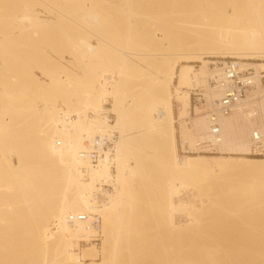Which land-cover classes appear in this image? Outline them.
I'll use <instances>...</instances> for the list:
<instances>
[{
	"label": "bare ground",
	"instance_id": "bare-ground-1",
	"mask_svg": "<svg viewBox=\"0 0 264 264\" xmlns=\"http://www.w3.org/2000/svg\"><path fill=\"white\" fill-rule=\"evenodd\" d=\"M75 1L76 0H73V2ZM82 1L83 0H81V2ZM100 1L102 0H99V2ZM167 1L166 3H171L172 6H167L166 4L165 8L164 6L162 8L165 10L168 7L171 14H174L175 9L179 10V12L176 10L175 15H178L180 20L178 19V21L176 19L175 21L181 24L180 27H178L176 22V28H181L180 31L184 30L186 33L188 31L189 35L192 32L190 36L192 37L193 35V40L189 42V39L187 44L183 43L185 44L184 46L179 44L182 43L180 40V42L178 41L176 43V46L174 44L173 47L169 46L167 47L168 49L164 50V48L163 51L160 49L159 53L152 55L154 56V59H152L154 60V66L149 64L151 63V58L148 60V62L150 61L149 63L145 61L146 64H149V68L156 66L153 69L154 71L150 72V75L148 73V79L144 83L148 87L145 86V88L143 85V90L141 86L143 82L137 81V83H141L140 86L142 89H138L135 92V94L137 93L136 96L139 95V97L143 98L142 96L149 91L152 96V109L157 119L156 121H158L156 135H158V138H161V163L166 176L163 186L160 188L161 191H158V194H152L153 197L155 196V200L152 198L151 205L154 203L158 205H167L169 209L174 208V212L184 214V216L186 215L189 220L192 218L195 219V217L202 218V216H211L212 213H215L214 210L215 208L217 209V207L219 212L217 211L216 213L219 214V216L222 215V218H224V213H226V211L229 213L227 210L228 207H232L234 213H241L237 215H242L241 217H244L246 220L244 221L246 222L244 223L246 230H244L247 231L246 236H248L247 241H249V244H247L248 249H246L248 264H264V158L248 156L250 133L247 131L248 133L244 134V132L240 130V124L244 122H246V126L249 129V126L254 127L257 114L261 119H264V93L262 92L263 94L259 98L254 97V94V96L251 95L252 93H256L259 90V86L262 85L260 82L264 77V75H262V73H264V63L254 64L256 69L260 67L261 70H257V73L255 72L254 80L256 88L250 94L253 98L249 97L243 107H240L232 115L223 119V142L221 145V152L222 154L230 155V157H213L199 154L197 156L187 155L180 158L175 127L176 123H180L181 127L179 134L182 143L190 147L195 143V139L193 140V133V136L191 135L194 129H196V131L200 129V132H202L195 135V137L202 136L207 132L208 124L205 115L199 119L200 122L197 123V126L195 125L196 127L194 126L195 128L192 129L191 126L186 125L185 121L190 118L189 109L191 107V95L183 91V89L204 90V97L211 107H215V102L221 99V92L218 89L210 87L207 75H205L206 72H204L205 68H207L210 63L215 64L217 62L208 61L206 58L264 60V0ZM89 2L92 3L93 0H89ZM94 2L95 5L92 6ZM94 2L92 5L90 4V7H93L92 9L99 8L102 5L98 0H94ZM52 3L55 4L53 0H0L1 45L5 46V43L11 44V48L13 44L16 45V48L12 50L4 49L3 46L0 45V264H87L86 261L91 259L92 255L89 256L90 253L88 252V254L86 251L93 249L96 253L98 252L96 246L94 245L91 248H87L85 253L80 254L75 253L73 249L72 251L74 252L68 251L65 246V235L79 236L85 233V236L77 241V244H79L78 247H80L81 242L87 245L90 242H95L96 240L92 238L96 237V233H94L92 229H87V227L82 224H71L68 221V217L71 213H68L70 211L76 214H86L90 212L99 213L103 216L104 226L108 227L111 217L115 218V215L122 217V214H127L128 208H133L135 212L139 208L140 211V206L142 205L135 203L139 205L138 208L135 205L136 210L135 207H133L134 205L131 206V200H133L131 198L134 196L135 199L138 195L136 196V193L132 191L131 196V192L129 191V186L131 185L128 174L131 169H129V164L125 158V145L127 150V143H124V141L127 140H124V137H126V123L130 120V109L128 113L124 104V102L127 104V101L124 99V94H127L124 85H128V81L133 82L131 77L134 76V72L137 71V73H141L143 71L145 63L143 62L144 64H142L139 62V58H141L142 55H134L136 60L139 59L137 63L133 57V60L136 61L135 63L130 60L132 57L129 58L128 56L129 60L119 58L121 59L120 61L119 59L117 61V58L112 59L114 56L112 58L106 56L108 57L107 59H105L106 57L104 58V56L94 58L90 53V56L83 57L80 55V49L78 51V49L75 48L74 56H72L74 57L73 59L76 57V66H71L73 69L74 67L77 68L79 74L85 75L86 85L85 87L83 85V89L81 84H85L82 80L84 78L82 76L81 79L77 76L78 79L80 78L82 80V83H79L80 85H78L77 88L78 91L79 89L82 91L84 90L83 93L80 94L83 97L81 99L78 98V100L77 97L74 96V99H77L76 101H72L70 97H67L69 99L63 98L61 100L58 98L59 100L57 101L55 98L56 103L53 105L51 111L48 110L50 113L41 114V112H38L39 110L37 111V108L31 104V95L36 90L35 87L40 86V83L37 81L39 78L37 79L35 77V72H31L35 70L31 68L33 67L32 65L39 63L42 58L44 61L47 59L45 63L49 62L53 67L56 66V69L59 64L60 67L58 69L60 71L58 70V73L62 71L65 75L68 73L66 72L68 69H61L62 66L59 62L62 59L59 58V61L55 62L56 60L54 61L53 58L49 57L50 55L48 56L46 54L47 56H45L43 50L41 51L43 56H39L41 47H38L37 44L31 41L29 42L30 31L34 34H38L36 31L41 30L39 28L36 30L37 27H42V29L45 28L46 20L42 18L47 13V15L51 14L54 16L52 22L49 24L47 23L48 25L57 24L62 26L64 24L65 26L66 23H68L71 26L73 24L72 28L76 25L78 26V30L81 28L82 30L86 29L85 26H83L84 24L82 23V25L80 23V19H75L76 13L73 14L74 18H71L73 17V15L70 14L71 12L66 13V7H62L64 8L63 10L62 8L55 9V5V8H53L55 12H52ZM85 3L83 5H86ZM50 4L52 6H50ZM87 5H89V3ZM59 6L61 7L62 3H59L58 7ZM69 8L67 11H70ZM165 15L167 14L162 13L158 17H163ZM135 17L133 20H135ZM158 17L152 18L153 20L155 19V23H153L151 19V23L154 24L152 26L156 27V30L163 32L166 38L169 32L172 31V27H169L168 22L160 21ZM137 19L136 17L135 23H139ZM144 22H146V20ZM68 24L66 27L69 26ZM141 25L145 24L143 23ZM183 35H185V33ZM32 37L31 35V38ZM47 37L45 40H47ZM147 37L148 34L146 38ZM151 37L152 39L150 38V41L154 40L152 41L153 43L155 42L154 44L159 42L158 38V41L156 40L155 34ZM15 40L16 43H14ZM49 46H54L52 48L55 49V45ZM59 48L60 45H58V48L53 50V52L56 51L55 53L58 52L57 54L59 55V52H61L62 57V54H64L62 51L63 49L60 48L59 50ZM176 49L181 52V54H176L181 56L179 58L180 60L171 63L170 57L173 56L171 51ZM142 59L143 58H141V60ZM194 62L203 64V66L198 70L192 65ZM179 63H181L180 70H178ZM39 64L41 65V63ZM105 64H109L110 67L112 65L113 67L110 69V67L108 66V68ZM242 64L246 68L253 69L251 66L252 64L246 62H242ZM47 65L48 70H45V67L44 69L40 67L41 71L37 72L41 73L40 75L48 82V86L51 89L54 88V91L61 90L62 83L58 82L61 81V79L57 78V73L55 75V70H52V66L50 65V69L49 64ZM115 70L118 71L119 77L117 83H115L114 89H110L107 85L101 86L99 79L101 80L102 78L103 80L106 79L107 76H113ZM73 74L75 73L71 75L68 73L66 76L69 75L68 77H71ZM68 79V82L74 80L73 77ZM74 81H76V83L78 82L77 80ZM74 81L72 83H74ZM72 83L71 85L73 86ZM63 86L64 84L62 88ZM172 87L175 89L174 94H171ZM107 95L114 99L111 111L113 115L116 116L115 123L109 125L104 122L105 124L102 125L96 120L97 118L93 117L89 120L91 123L86 125V121L81 120L82 114L76 110V107H79L83 112H86V110H93L95 114H99L101 110L104 109H101V106L104 107L105 105H101V100ZM134 101L133 99V102ZM174 101L177 104L176 113L174 110ZM138 102H134L136 108ZM58 104L66 108V111L62 112V109L58 108ZM127 106L129 105L127 104ZM199 108L200 107L194 108L195 115L200 114L201 111ZM84 115L86 114L84 113ZM260 118L258 119L260 120ZM103 129L120 134L116 166V185L118 189L116 188L115 195L113 194L103 198L102 203L99 204L94 198L95 190L93 188L100 179H106L110 176L109 162L104 161L102 166L98 170L92 171L90 178L87 179L81 171L83 163L79 158V151L81 149L83 135L86 133L88 135H96L99 133V130L103 133L106 132ZM262 129L264 133V122ZM56 138L62 139L64 141V146L58 147V141H55ZM232 179L247 181L249 185L247 187L250 189L248 188L245 190L246 193L248 190L250 191L248 192L249 194L247 193L249 196H243V194L238 191L231 192L226 188L225 190H220L218 188V191L215 189L218 182H227ZM180 187L181 191L190 190L192 192V197H190L191 195L189 194L188 200L181 198L177 202H174V196H179L177 195V190ZM150 192H152V190ZM140 194L139 192V195ZM144 195L145 194L142 192V196ZM197 199L202 205L201 208H199L200 206L198 207V204L196 205ZM141 200L139 199V201ZM206 202L207 204H205ZM154 207L156 208V206ZM233 211L229 213L232 216ZM152 212H155V210ZM227 213L225 215H227ZM135 214L134 216L136 217L139 213ZM160 214L162 215L163 212ZM236 214H234L232 218H234ZM214 215L215 214H213V216ZM138 216L139 215H137V217ZM118 217L115 220H120L119 222L123 224L124 222L121 220L124 218L120 217L119 219ZM169 217L171 218V216H168V218ZM238 217L239 216L235 217V219ZM165 219H167V217ZM219 220L222 222L223 219L220 218ZM219 220H215V222L219 224ZM51 221L57 222L60 227L58 236L50 233L47 224ZM111 222H113L112 219ZM169 222H171V220ZM223 224L224 223H221L217 227L219 228L220 225L222 226ZM239 226L241 229L242 225ZM239 226L237 228H239ZM235 232L236 231H234V234ZM109 233L110 232H108V234ZM219 240H217V242H220ZM229 240H232V238ZM223 242L224 241H222V243ZM222 243L216 244L215 242L214 246L224 245ZM233 245L232 248H234ZM219 246L215 248L219 250ZM219 252L220 250L218 253ZM104 257V261H106V255ZM93 258H97V253L93 255ZM104 261L98 264H104Z\"/></svg>",
	"mask_w": 264,
	"mask_h": 264
},
{
	"label": "rangeland",
	"instance_id": "rangeland-1",
	"mask_svg": "<svg viewBox=\"0 0 264 264\" xmlns=\"http://www.w3.org/2000/svg\"><path fill=\"white\" fill-rule=\"evenodd\" d=\"M77 1L78 2L80 1L79 4ZM90 1H92V0H90ZM53 2L55 4L52 3V5H53V7H51L52 12L53 11L55 12V9H57V8L60 9L62 7H66V13L71 12L70 13L71 15L76 13L75 19L76 20L80 19L81 22L80 21L79 22L81 24L83 23L84 25L83 24L82 25L85 26L86 29L82 30V28L80 27L81 29L79 28L80 30H78V26L74 25L75 27L72 28L73 24L71 26L68 23H66V25L67 24L69 25L68 27H66V25L64 26V24L62 26H59L55 23H54L55 25H48L50 22H52L54 16H52L50 14L52 16L51 17L50 15H47L48 14L47 13L42 18V19L46 20L45 28L42 29V27L41 28L37 27L36 30H38V28H39L41 31H39V30L36 31L35 29H33L34 31L38 32V34H34L30 31L29 42L31 41V42L37 44L38 47H41L40 52H39V54H40L39 56H43L41 54V51L43 50V52L45 53V56L50 55L49 57L53 58L54 61L56 60L55 62L59 61V58L62 59L59 62L60 65L62 66L61 69L62 68H63V70L65 68L68 69L69 71L67 70L66 72L70 73V75L72 73L77 74V75L73 74L71 77H73L74 80L78 81L76 83V81H74L73 79H70V80H73L74 83H72L73 81L68 82V80H69L68 78H71V77H68L69 75L66 76L68 73H66L64 75L62 73V71L60 73H58L60 71L58 69L60 67L59 64L57 65V69H56V66H54L55 67L54 68L49 62L48 63L46 62L47 64H49V68L52 66V70H55V75L57 73V76H58V77L57 76L56 77L61 79V81H58V82L62 83V84L60 83L61 84V90L54 91V88L51 89L48 86V82L46 80H44V78L40 75L41 73L37 72V71H41L40 67H43L42 69H44V67H45V70L46 69L48 70V65L45 63V61H47V59L44 61L41 57H39V58H41V61L43 60L44 62L40 61L39 63H41V65L39 63H36V64L32 65L33 67H31L32 69H35L31 72H33V73L35 72L34 73L35 77L37 79L39 78V80H37V81L40 83V86L35 87L36 92L34 91V93L31 95L32 96L31 104H32V106H35L37 108V111L39 110L38 112H41V114H48V112H49L48 110L51 111L53 105L56 103L55 98L57 101L59 99L61 100L63 98L65 99L67 97H70V99L72 98V101L73 100L76 101L78 98L81 99L83 97L80 94H82L84 90L82 91L81 89H79V91H78L77 86L82 83L81 82L82 80H83V83L86 82V79L84 77L85 75H83V74L81 75V73L79 74V72L77 71L78 69L75 67L73 69V67L71 66V65L76 66V57H75V59H73L74 58L73 57L74 56V50H76V49H78V51L80 49V51H81L80 55H82L83 57L90 56V54H92L94 56V58H100L102 56H104V58L106 56H108L109 58H112L114 56L112 59L117 58L116 59L117 61L119 58L129 60L128 57L129 58L132 57L130 60L134 61L135 63H136V61L138 63L139 59H140L139 62H141L142 64L145 63L143 71L141 73H137V71L134 72V74H133L134 76L131 77L132 78L131 80H133V82L130 81L131 82L130 83L128 81V83H127L128 85H126V84L124 85V89L126 88L125 90L127 93V94H124L125 95L124 99L127 101V104L129 106H127L126 102H124V104L128 110V113H129V109H130V113H131V114L129 113L130 116L127 114L129 116L130 120H128L126 123V126H127V127H125V136L126 137H124V140L127 139L126 141H124V143H127V150H126V145H125V158L129 164V169H131L129 174H128V179H130V185H131V186H129V191L131 192V196H132V191H134L136 193V196L138 195V197L135 199H134V196H133V198H131V196H130V198L133 199V200H131L132 203H131V201H130V203H131V206L134 205L133 207H135V205H136L135 203H138L139 205L142 204L140 206V211L138 208L139 205L138 204L136 205V207L138 208L137 211H139V212H137V211L136 212L139 214H137L135 211H133V208L131 206H129L132 209L128 208L127 214H125V215L122 214L124 221L123 220H121V221L124 222L123 224H121L119 222L120 220L119 221L115 220V219H117V217L119 215H115L116 216L115 218L111 217L113 222H111V219H110V221H109L110 224L108 225L109 228L104 226V220H103L102 237H101V240H100L98 246H96L95 243H93V242H90L88 245L86 243L81 242L80 247H78L79 244H77L78 243L77 241H78V239L84 237L85 233L80 234L79 236H69L67 234V235H65V246H66L67 250L71 251V252L75 251V253L80 254V253H85L87 248H91L92 246L95 245L96 249H98V252H96L97 258L96 259L93 258V255L96 254L93 251V249L90 250L92 253L87 250L86 253L89 252L90 253V254L88 253L89 256L92 255L91 259L86 261L87 264L103 263L105 255H106V261H104V264H214V263L215 264H248L247 253H246L247 250L246 249H248L247 244H249L248 243L249 241H247L248 236H246L247 231H245L246 227L244 224V223H246V222H244L246 220L244 219V217H241L242 215L241 216L237 215V214H241V213H237V214L234 213L232 207H228L227 210L229 211V213L231 211H233V216H234V214H236L235 217L239 216L237 219H235V217L232 218L233 216L231 214L227 213V211H226L227 215H225L226 213H224V218H222V215H220L221 216L220 217L219 214L216 213L217 211L219 212L218 207H217V209L215 208V210H214L215 213H212L211 216H208V217L204 216L206 218H204L203 216H202V218L195 217V219L192 218L189 220L188 217H186V215L184 216V214H181V213L178 214V213L174 212V208L169 209L167 205L162 204L163 208H162V205H160V204L158 205V204L154 203L155 205L154 204L153 205L156 206V208L153 205H151L152 198L153 199L155 198V196L153 197L152 194H155V193L158 194V191L159 192L161 191L160 188L163 186L164 179L166 178L163 167H162V163H161V155H162V148L161 147H162V144L160 141L161 138H158V135H156V129L158 126V123H157L158 121H156L157 119H156L154 112H153V109H152L153 108L152 107L153 102H152V96L150 94V91L147 92V94L143 95L142 96L143 98L139 97V95L136 96L137 93L135 94V92L138 89H142L143 85H144V87L147 86L144 83L148 79L150 72L154 71L153 69L156 67L155 66V67L149 68V64L150 65L152 64L154 66V64H153L154 60H152V59H154V56H152V55L159 53L160 49H162V51H163L164 48H165L164 50H166V49H168L167 47H169V46L173 47L174 44L176 46V43L178 41L180 42V40L182 43H179V44H181L183 46L185 45L183 43L187 44L189 39H190L189 42H191L193 40V38H192L193 35H192V37L190 36L192 34V32L189 35L188 31L186 33V32H184V30L180 31L181 28H176V25L178 24V22L175 20L176 19L180 20L178 15H175V12L177 9H175L174 14H171L170 9L168 7H167V9L164 10L162 7L164 6V8H165V6L167 4L166 2H168L167 0H165V1L164 0H102L100 2L98 0V2L102 4L101 6L102 7L104 6V7L102 8L99 5L100 7L99 8L95 7L96 9H92L93 8L92 6H94L95 2H96V1L94 2V0H93L94 3L92 2L93 5H92V3L89 2V0L88 1L83 0L82 2H81V0H76L75 2H73V0H66V1L61 0V2H60V0H57V1L53 0ZM83 2L84 3L86 2L85 3L86 5L89 3V5H87V6L83 5L84 4ZM102 2H104V3H102ZM59 3L60 4L62 3L61 7L60 6L58 7ZM90 4L92 5L91 7H90ZM98 4H97V7H98ZM52 5L50 4V6H52ZM55 5H56V8H55ZM82 5H83V7H82ZM68 6L69 7L71 6V7L69 8ZM167 6H172V5H171V3H168ZM67 7L70 9V11H67L68 10ZM53 8H55V9H53ZM51 9L49 8L50 11H51ZM63 9L64 8H62V10ZM76 10L78 13L76 12ZM177 11L179 12V10H177ZM178 12H177V14H178ZM162 13H164V14L166 13L167 15H165L163 17H158ZM70 14H69V16L71 17ZM158 14H160V15H158ZM47 16H49V17H47ZM135 16L138 18L137 20L139 23H135V21H136ZM134 17H135V20H133ZM156 17H158L160 19V21H162V22H168L169 27L170 28L172 27V31H171L172 33L169 32V35L166 36V38L164 37L163 32L156 30V27L152 26L154 24L151 23V19L156 18ZM71 18H74V15ZM145 20H146V22H144ZM154 20L152 21L153 23H155ZM130 22H131V24H130ZM176 22H177V24H176ZM143 23L146 25V27H145V25H141ZM180 24L181 23H179L177 26L180 27ZM70 26H71V28H70ZM43 27H44V25H43ZM0 31H1V27H0ZM183 32L185 33V35H183L184 34ZM147 34H148V37L146 38ZM154 34H155L156 40L158 41V39H159V42H160V43L159 42L156 43L157 45L154 44L155 42L154 43L152 42L154 40L150 41V38L152 39L151 36ZM31 35L33 36L32 38L34 40L31 38ZM0 37H1V35H0ZM41 37H43V38H41ZM46 37H47V40H45ZM49 38H50V41H49ZM96 39H98V40H96ZM14 43H16V40ZM1 44H2V42L0 40V45ZM39 45H42L43 47L39 46ZM49 45H55V49L52 48L54 46L50 47ZM58 45H60V48L63 49L62 51L64 54H62L63 55L62 57H61V52H59L60 55L57 54L58 52L55 53L56 51L53 52V50H56L58 48ZM1 46H3V45H1ZM5 46H6V48H5ZM5 46H3V48L7 49V50H12V49L16 48L15 44H13L12 48H11V44L5 43ZM63 46L66 48H64ZM177 47H178V45H177ZM60 48H59V50H60ZM171 53L173 54V56L170 57L171 63L180 60L179 58L181 56L176 55L179 53L181 54V52H179L178 49L171 51ZM53 54H54V56H53ZM135 54H138V55L141 54L142 55L141 58H143V59L141 60V58H139L138 60H136V58L134 57ZM108 57H106L105 59H107ZM133 57L136 61L133 60ZM85 59H87V58H85ZM121 59H119V61ZM149 59H150L151 63H149L150 61L148 62ZM206 60L212 61V62H217L215 64L210 63L208 65V67L205 68V70L203 69L204 72H206L205 75H207V79H209V77L211 75L212 68L218 67L219 62H221L223 59L222 58L208 57V58H206ZM239 60L246 62V63H249V64H252L251 66L255 70V72L257 70L258 71L261 70V68L257 66L258 69H256V66L254 64L264 63V60H257V59H239ZM145 61H147L149 64L148 63L146 64ZM72 62H73V64H72ZM105 65H107V67L109 66V64H105ZM192 65L195 66L196 69H198V70L203 66V64H200L198 62H194V63H192ZM112 67L113 66L111 65L110 69ZM104 68H105V66H104ZM110 69H108V70H110ZM180 69H181V63H179V67H178V70H180ZM206 69H207V71H206ZM74 70H76V71H74ZM148 73H149V75H148ZM262 75H264V73H262ZM77 76H79L81 79L83 76L85 81H84V79H82V80L80 78L78 79ZM118 77H119L118 71L115 70L113 76L112 75L107 76L106 79H103V80L101 78V80L99 79V83L101 86L107 85V87L109 86V88L113 90L115 85H116L115 83H117V81H118ZM60 79H58V80H60ZM134 79H135V82H134ZM137 81H142L143 82L142 85L140 82L137 83ZM71 83L73 84V86L71 85ZM63 84H64V86L62 88ZM81 85H82L81 87L83 89V85L85 87L86 83L81 84ZM144 87H143V90H144ZM66 88H68V89H66ZM171 91H172L171 94H174L175 89L172 87ZM183 91L189 93L191 95V97L193 96L194 93L199 92V91H197V89H195V90L194 89H183ZM262 92L264 93V83L261 86H259V90L256 93H252V94L250 93V94L252 96L255 95L254 97H256V98L257 97L259 98L263 94ZM77 93H78V95H77ZM74 96H76L77 99H74L75 98ZM108 96L109 95H107L106 97L104 96V98H102L101 105L105 104L107 99H111L110 104H112V105L114 104V99H112L111 96L110 97H108ZM252 96L249 95V97H252ZM24 97H26V96H24ZM136 98L140 99L141 101L136 99ZM67 99H69V98H67ZM133 99L136 102L140 101L137 103L138 104L137 108H136V105L134 104L135 101L133 102ZM173 104H174V108H175L174 110L176 113L177 112V104L175 103V101ZM58 105H59L58 108L62 109V112L66 111V108L61 106V104H58ZM195 106L200 107L202 109L201 110L199 108V110L201 111L199 115H195V111H194ZM208 106L209 105H207L206 107H208ZM206 107L201 106L198 101L194 102L192 99L191 100V107H190L191 110L189 109V117L190 118L185 121L186 125L191 126L192 129L195 128L197 126V123L200 122L199 119L205 115L206 109H207ZM103 108H105V107L101 106V109H103ZM76 110H78V112L82 114L81 120L86 121V123H85L86 125L91 123V122H89V120H91V119L88 118L89 113H93L95 115L94 118H97L96 120H98V122H100V124H102V125L105 124L101 120V118L99 117L100 113L103 112L104 109L101 110V112L99 114H95L93 112V110H86V112H83V110L81 111V109L79 107L78 108L76 107ZM84 113L86 115H84ZM255 114H257V113H255ZM128 116H127V119H128ZM256 117H255V121H254V123H255L254 126L256 125L261 130H263L262 128H263L264 119H261L260 116H258V114L256 115ZM258 118H260L261 121ZM115 121H116V116H115ZM244 123H242L244 125L240 124L241 125L240 130L242 132H244V134H247L248 132L250 133L249 130H252L253 126H249L250 127V129H249L246 126V122H244ZM175 127H176V138H177V144H178V154H179V157L182 158V157L187 156V155H184L181 151V145L183 143H182V139H181L180 134H179V130L181 127L180 123H176ZM103 130L107 131V129H103ZM195 131H196V129H194L191 132V135H192V133L194 135L193 140L194 139L196 140V138L199 137V136L195 137V135L202 133V132H200V129H197L196 132ZM98 132L101 133L102 131L99 130ZM126 132H127V134H126ZM118 136L120 139L119 133H118ZM55 141H61L62 146H64V141L62 139L56 138ZM247 141H248V139H247ZM193 156H197V155H193ZM213 157H230V155L222 154V155H217V156H213ZM117 159L118 158L116 155V166H117ZM116 180H117V178H116ZM141 186L144 188H142ZM247 186H249L247 181H244L242 179H240L238 181H237V179L236 180L232 179L230 181L228 180L227 182H218L215 186V189L218 191L219 189L225 190V188H226L227 190H230L231 192L238 191L241 194H243V196H249L248 192H250V191L248 190V192H247L248 194L246 193V190L249 188ZM176 188H178V187H176ZM93 189L95 190V187ZM243 189H244V191H243ZM151 190L153 193L150 192ZM62 191H63V189H62ZM141 191L143 192V194H145L144 195L145 197L142 196ZM139 192L141 193L140 195H139ZM115 194H116V192H115ZM133 195H134V193H133ZM177 195H179V196H177V197L174 196V198L176 199V200L174 199V202H177L181 198L184 200H188L189 196L192 197V192L190 190L181 191V187H180L177 190ZM146 197H147V200L145 201ZM246 198H248V197H246ZM139 199L140 200L142 199L141 201H143V202L139 201ZM133 201H134V203H133ZM197 204H198V207L200 206L199 208L202 207V205L198 199L196 201V205ZM205 204H207V202ZM136 207H135V210H136ZM157 207H158V209H157ZM154 210H155V212H152ZM147 212H149V213H147ZM162 212H163V214L161 215L160 213H162ZM70 213H73V212L70 211L68 214H70ZM135 213L139 216L137 217V215ZM151 213H155V214H151ZM134 214L136 215V217L134 216ZM213 214H215L214 215L215 217L213 216ZM228 214H229V217L233 220H231L228 217ZM168 216H171V218L170 217L168 218ZM120 217H118V218L120 219ZM166 217L168 220L165 219ZM240 217H241V219H240ZM220 218L223 219L222 222L219 220ZM226 219H228V220H226ZM234 219L237 223L234 221ZM242 219H244V220H242ZM170 220H171L172 224H171V222H169ZM215 220L216 221L219 220V224L224 223L222 226L220 225V227L222 229L220 227L219 228L217 227V226H219V224H217L218 222L216 223ZM148 221H149V223H148ZM150 221H151V225H150ZM224 221L225 222L228 221V222L225 223ZM111 223H112V225H111ZM49 224H47V225L49 226L50 233L55 235V236H58L59 231H60V229H59L60 227H59L58 223L51 221ZM232 224H233V226H232ZM239 225H242L241 229H240ZM238 226H239V228H237ZM231 228H233V229H231ZM106 229H107V231H106ZM234 231H236L235 234H234ZM108 232H110V233L108 234ZM229 234H231V235H229ZM217 238H219L221 240H219ZM231 238L233 241L229 240ZM223 239H225V240H223ZM217 240H219L221 243H222V241H224L222 243L224 245H222V246L218 245L220 247L219 253H218V251H219L218 248H215L218 246H214L215 242H216V244L217 243L220 244V242H217ZM230 241H231V244H230ZM232 245L234 248H232ZM78 248H80V249H78ZM72 249L74 251H72ZM215 249H216V252H215ZM218 254H219V256H218Z\"/></svg>",
	"mask_w": 264,
	"mask_h": 264
},
{
	"label": "built area",
	"instance_id": "built-area-1",
	"mask_svg": "<svg viewBox=\"0 0 264 264\" xmlns=\"http://www.w3.org/2000/svg\"><path fill=\"white\" fill-rule=\"evenodd\" d=\"M243 61L234 59H223L219 62L218 67L211 70L208 79L212 88L221 92V99L216 103L215 107H211L204 97V90L197 89L191 97V100L198 101L201 106L206 107L205 116L207 118V132L196 138L192 147L181 145V151L184 155H221V145L223 142L222 122L223 119L232 115L240 107H243L250 93L256 88L255 70L246 68L242 64ZM264 83V77L261 79ZM204 91V92H203ZM111 99H107L104 105V111L100 113V118L106 124H114L115 116L111 109ZM196 107V106H195ZM95 117L93 113L88 114V118ZM264 133L258 126H254L249 136V157L264 158ZM119 143L118 133L107 130L104 133L96 135L85 134L82 137L79 158L83 163L81 167L82 173L87 179L90 178L92 171L98 170L104 161L109 162L110 176L106 179H100L95 186L94 198L99 204L103 198L111 196L116 192V155ZM57 146L61 147L62 143L57 142ZM71 224H82L87 229H92L96 233L95 245L98 246L101 240V231L103 226L102 215L96 212L90 213H71L68 217ZM98 240V241H97Z\"/></svg>",
	"mask_w": 264,
	"mask_h": 264
}]
</instances>
